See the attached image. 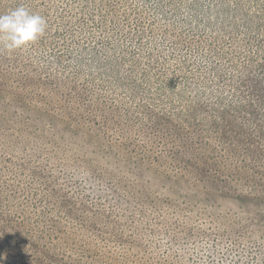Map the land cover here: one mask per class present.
I'll return each instance as SVG.
<instances>
[{"label": "rangeland", "instance_id": "374dc122", "mask_svg": "<svg viewBox=\"0 0 264 264\" xmlns=\"http://www.w3.org/2000/svg\"><path fill=\"white\" fill-rule=\"evenodd\" d=\"M205 2L230 5L247 47L162 99L86 93L49 50L0 52V264H264V0Z\"/></svg>", "mask_w": 264, "mask_h": 264}, {"label": "trees", "instance_id": "16d2710c", "mask_svg": "<svg viewBox=\"0 0 264 264\" xmlns=\"http://www.w3.org/2000/svg\"><path fill=\"white\" fill-rule=\"evenodd\" d=\"M205 1L0 0V14L24 5L43 15L48 29L32 46L34 50L40 54L49 50L62 64L67 62L68 67L64 66L63 72L72 80H81L80 87L86 93L96 91L93 87L107 89L110 86L128 91L129 99L134 101L132 92L142 95L151 87L163 91L162 99L170 90L181 87L183 80L197 72L202 63L217 77L221 76L223 68L238 67V64L233 65L234 50L239 48V52H243L248 42L229 40L237 38L247 28L242 26V31L232 24L230 18L235 15L230 13V5ZM183 4H188L187 9ZM167 39L171 40L172 50L166 51L161 46ZM176 63L180 65L175 66ZM98 71L103 79H94ZM98 94L94 103L125 107L129 102L126 97L105 100ZM151 97L155 98L153 93ZM30 109L37 119L46 112L36 105H30ZM52 116L56 118L55 114ZM64 123L71 132L81 130L104 142L99 133L73 118H65ZM106 144L113 147L110 142ZM139 160L142 162L143 158L137 156V162ZM147 165L153 168L152 163Z\"/></svg>", "mask_w": 264, "mask_h": 264}, {"label": "clouds", "instance_id": "9594fccd", "mask_svg": "<svg viewBox=\"0 0 264 264\" xmlns=\"http://www.w3.org/2000/svg\"><path fill=\"white\" fill-rule=\"evenodd\" d=\"M48 29L46 17L19 5L0 14V52L9 55L26 50L43 38Z\"/></svg>", "mask_w": 264, "mask_h": 264}]
</instances>
